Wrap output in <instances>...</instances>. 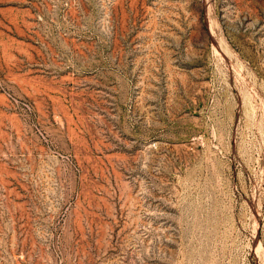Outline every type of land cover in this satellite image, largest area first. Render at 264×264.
<instances>
[{
	"label": "rangeland",
	"instance_id": "374dc122",
	"mask_svg": "<svg viewBox=\"0 0 264 264\" xmlns=\"http://www.w3.org/2000/svg\"><path fill=\"white\" fill-rule=\"evenodd\" d=\"M0 264H264V0H0Z\"/></svg>",
	"mask_w": 264,
	"mask_h": 264
},
{
	"label": "bare ground",
	"instance_id": "6f19581e",
	"mask_svg": "<svg viewBox=\"0 0 264 264\" xmlns=\"http://www.w3.org/2000/svg\"><path fill=\"white\" fill-rule=\"evenodd\" d=\"M207 14V13H206ZM208 24V23H207ZM210 25V24H209ZM208 26V25H207ZM213 30V29H212ZM212 30H211V33H212ZM213 34V33H212ZM211 35V34H210ZM216 41V40H215ZM213 44V43H212ZM215 46V45H214ZM214 48V47H213Z\"/></svg>",
	"mask_w": 264,
	"mask_h": 264
}]
</instances>
